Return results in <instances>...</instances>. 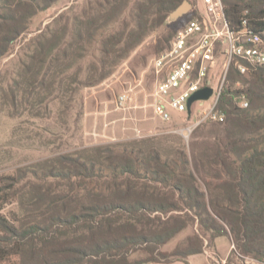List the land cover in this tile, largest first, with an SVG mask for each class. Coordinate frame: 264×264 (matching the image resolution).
I'll list each match as a JSON object with an SVG mask.
<instances>
[{
    "label": "trees",
    "instance_id": "trees-1",
    "mask_svg": "<svg viewBox=\"0 0 264 264\" xmlns=\"http://www.w3.org/2000/svg\"><path fill=\"white\" fill-rule=\"evenodd\" d=\"M1 1L0 58L27 32L30 19L58 0ZM103 1L84 19L60 25L62 17L54 18L57 25H47L33 40L21 67V108L33 117L44 116L41 106L46 111L56 101L57 108H71L77 89L102 80L107 65L123 58L183 0H132L133 25L107 35L98 30L115 8L124 7L119 0ZM221 1L231 27L238 28L242 17L264 27V0ZM196 15L192 9L180 17L166 48ZM95 44L100 57L88 50ZM88 54L93 60L85 59ZM83 59L87 70L80 79L79 70L69 68ZM223 85L216 110L224 115L217 121L224 136L217 137L211 162L215 184L204 181L202 187L180 151V160L162 159L151 138L55 153L21 168L20 178L0 177V264L185 261L203 251L198 236L168 253L160 247L193 218L202 235H230L240 256L264 264V65H250L243 74L230 66ZM11 103L16 105L15 96ZM6 204L15 206L9 215L1 213ZM184 209L194 217L173 213Z\"/></svg>",
    "mask_w": 264,
    "mask_h": 264
},
{
    "label": "rangeland",
    "instance_id": "rangeland-1",
    "mask_svg": "<svg viewBox=\"0 0 264 264\" xmlns=\"http://www.w3.org/2000/svg\"><path fill=\"white\" fill-rule=\"evenodd\" d=\"M131 1L119 0V6L124 7L123 12L115 8L112 18L98 30V34L116 33L123 30L126 24L132 26ZM188 1L191 3L188 12L192 9L199 12L203 10L202 0ZM101 2L104 3L103 0L56 1L30 19L27 32L20 35L0 58V177L20 178L21 168L55 153L69 152L84 146L151 138L162 159L180 160V151L189 159L190 167L193 169L195 166L193 176L202 187L204 181L215 184L211 175L216 165L213 166L211 162L217 150V137L224 136L223 124L203 116L214 103L215 96L195 101L189 115L187 111L169 107V120H162L153 111V59L166 48L167 39L171 38L181 23V16L175 21L167 20L171 11L161 24L131 47L123 58L107 65L109 73L102 80L92 86L77 89L71 108L67 109L62 104L57 108L56 101L48 104L45 111L42 105L45 113L42 117H33L28 113L29 108H21V67L22 63L28 61L37 34L47 25L53 29L57 25V22H53L54 18L62 17L58 22L60 25L67 21L72 23L74 17L84 19L86 14L95 13L97 3ZM96 47V44L93 49L89 46L88 50L100 57ZM85 59L93 60L89 54ZM85 59L71 64L69 73L77 69L79 78L84 79L87 70ZM224 62L225 56L219 55L215 67L208 73L212 88L220 81ZM121 95L124 96L123 102L119 100ZM13 96L15 106L11 103ZM241 97L245 99L244 95ZM11 209H15V206L6 204L1 213L9 215ZM185 212L194 215L188 209L173 211ZM194 236L202 239L203 251L213 257L215 264H261L249 256H240L230 235H222L213 240L208 234L202 235L195 218L163 244L160 250L171 252L177 246L184 245L186 238Z\"/></svg>",
    "mask_w": 264,
    "mask_h": 264
},
{
    "label": "built area",
    "instance_id": "built-area-1",
    "mask_svg": "<svg viewBox=\"0 0 264 264\" xmlns=\"http://www.w3.org/2000/svg\"><path fill=\"white\" fill-rule=\"evenodd\" d=\"M202 2L203 10L178 29L170 45L153 59L152 107L162 120L171 118L169 107L185 112L189 96L201 87L212 85L208 73L219 55L225 56L224 70L213 88L214 103L203 113L216 121L224 118L216 105L229 67L243 74L250 65H264V27H254L247 17H242L240 26L233 28L225 17L221 0ZM119 100L123 102L124 96H119ZM239 101L243 107L248 105L243 97Z\"/></svg>",
    "mask_w": 264,
    "mask_h": 264
},
{
    "label": "water",
    "instance_id": "water-1",
    "mask_svg": "<svg viewBox=\"0 0 264 264\" xmlns=\"http://www.w3.org/2000/svg\"><path fill=\"white\" fill-rule=\"evenodd\" d=\"M191 8V3L188 0H183L175 9H173L167 17L168 21H175L183 14L187 13ZM213 88L211 86H204L193 92L187 100V114L191 113L192 104L197 100H207L211 97Z\"/></svg>",
    "mask_w": 264,
    "mask_h": 264
},
{
    "label": "crops",
    "instance_id": "crops-1",
    "mask_svg": "<svg viewBox=\"0 0 264 264\" xmlns=\"http://www.w3.org/2000/svg\"><path fill=\"white\" fill-rule=\"evenodd\" d=\"M147 264H215L213 257L211 258L206 251L189 255L183 260H174L172 262H151Z\"/></svg>",
    "mask_w": 264,
    "mask_h": 264
}]
</instances>
